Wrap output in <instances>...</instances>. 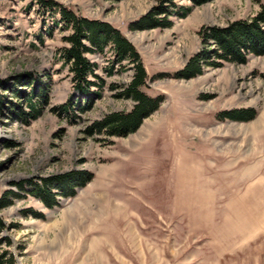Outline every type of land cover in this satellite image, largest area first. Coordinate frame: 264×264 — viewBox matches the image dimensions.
Here are the masks:
<instances>
[{
	"label": "rangeland",
	"instance_id": "374dc122",
	"mask_svg": "<svg viewBox=\"0 0 264 264\" xmlns=\"http://www.w3.org/2000/svg\"><path fill=\"white\" fill-rule=\"evenodd\" d=\"M51 1L118 30L147 75L141 91L161 102L126 137L89 133L132 109L118 96L128 62L109 73L110 47L87 55L103 84L82 97L62 62L68 32L56 9L0 0V94L9 102L0 110V196L16 194L0 210V264H264V54L176 77L204 49L202 28L248 20L264 0H171L170 27L143 31L129 26L163 0ZM36 84L45 104L30 96ZM233 110L254 117H220ZM70 172L90 176L73 196L54 190L48 208L31 195L29 183Z\"/></svg>",
	"mask_w": 264,
	"mask_h": 264
},
{
	"label": "trees",
	"instance_id": "16d2710c",
	"mask_svg": "<svg viewBox=\"0 0 264 264\" xmlns=\"http://www.w3.org/2000/svg\"><path fill=\"white\" fill-rule=\"evenodd\" d=\"M187 1L191 2L193 6H200L213 0ZM167 2L171 3V0H163L157 7L131 24L129 28L134 31H143L170 27L171 23L167 21L164 8V4ZM39 3L45 10L55 11L56 9L55 24L60 26V30L68 32L62 37L66 46L61 49V58L71 73L74 89L80 96L85 97L84 94L92 86L103 84V80L95 74V65L90 63L87 55L103 52L105 48L110 47L114 53V61L109 73L115 63L119 64L124 61L128 62L133 71L130 82L118 94L119 97L133 102L132 109L127 113L109 114L102 120L94 122L88 128V132H106L110 136L117 137H126L135 132L142 121L159 107L161 98H150L141 91L146 85L147 75L133 46L118 30L106 22L78 16L51 0H39ZM199 36L204 49L187 61L183 69L176 73L177 78L186 80L194 78L201 75L204 68H218L222 62L243 64L248 54L263 55L264 4H261L256 14L248 20L234 21L222 28L204 27L199 31ZM91 78L94 81L90 80ZM26 84L29 85L31 82L27 80ZM2 87L3 84L0 83V88L2 89ZM12 91L17 97L23 93L19 90ZM47 95L46 87L38 84L32 86L30 96L34 97L38 104H45ZM4 103L9 102H5L4 96L0 94V110L8 107ZM88 105L89 101L87 100V107ZM18 113L19 116H29L22 111ZM220 117L244 122L252 119L254 113L252 110H233L220 114ZM89 180L90 176L85 172H70L60 177L43 179L39 186L30 183L29 186L33 191L31 195L51 208L55 203L54 190L63 197H71L74 195L75 188L84 186ZM15 185L19 190L25 189L23 183ZM10 195L13 197L16 194L6 192L0 196V210L11 205ZM2 228L3 224L0 220V229Z\"/></svg>",
	"mask_w": 264,
	"mask_h": 264
}]
</instances>
